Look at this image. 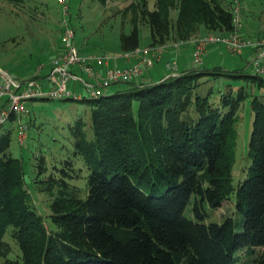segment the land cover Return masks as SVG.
I'll list each match as a JSON object with an SVG mask.
<instances>
[{
  "label": "trees",
  "instance_id": "obj_1",
  "mask_svg": "<svg viewBox=\"0 0 264 264\" xmlns=\"http://www.w3.org/2000/svg\"><path fill=\"white\" fill-rule=\"evenodd\" d=\"M233 10L232 0H156L154 9L145 1L139 12L151 45L160 46L188 41L202 28L231 33ZM140 40L135 25L121 35V49L134 51ZM237 72L196 63L175 76L64 99L89 104L93 134L82 116L70 124L73 152L49 176V189L58 194L47 217L32 201L22 158L10 151L12 123L0 126L4 264H264V103L253 100L250 162L235 183L238 110L245 93L209 85L227 76L250 77L264 86L254 71ZM72 158L82 160L86 180H72ZM228 200L234 216L208 221V211ZM189 204L192 218L186 215Z\"/></svg>",
  "mask_w": 264,
  "mask_h": 264
},
{
  "label": "rangeland",
  "instance_id": "obj_2",
  "mask_svg": "<svg viewBox=\"0 0 264 264\" xmlns=\"http://www.w3.org/2000/svg\"><path fill=\"white\" fill-rule=\"evenodd\" d=\"M145 1L149 9L155 8L156 0H67L68 21L75 29V44L81 54L103 57L108 60L109 65L113 58L119 60V65L131 64L133 60L140 57L141 53L132 57L121 51V35L130 33L137 25L140 29L141 49L164 46L161 52L164 55L167 51L191 47L190 65L194 68L196 65L193 58L196 48L194 43L188 42L179 46L178 43L181 41H172L160 46L151 45L150 28L141 20L139 12ZM64 6L60 0H21V2L0 0V68L16 79L25 80L36 71L39 64L49 63L61 49ZM240 10L245 36L264 37V0H240ZM170 18L173 22L176 20V9H171ZM198 32L188 40L198 41L203 38H223L230 35L229 33L208 32L203 28ZM211 49L213 50L209 53L210 55L205 58V54ZM254 56L252 49L232 52L220 43H212L206 45L203 60L198 66L201 68L221 66L223 70H238L237 73L250 75L253 73V68L248 64ZM158 63L155 67L153 66V69L143 67V72L137 82L150 81L153 73L156 74L155 78L165 77L166 72L158 76L155 70L157 66H161ZM178 64L176 58L167 63V68L170 67V72H172L170 76L179 74ZM46 70H49V65L45 67L44 71ZM147 76L152 77L148 79ZM126 83L113 85L110 91L124 89L127 86ZM209 85L215 91L218 89L237 91L242 88L245 93V99L238 110L234 165V181L237 183L244 165L250 162L247 157V148L255 116L253 100L257 98L264 103V86L259 85L258 80L250 77L227 76H221L217 81L211 80ZM209 85H203L202 88ZM72 86L74 82L71 83ZM80 88L81 86L77 87V89ZM27 107L30 109L28 137L25 144L21 145L18 133L13 130L10 151L14 156L22 158L26 186L31 193L32 201L40 213L47 217L49 206L58 194L57 189H49L47 184L51 178L49 176L53 174L55 166L62 169L64 161L69 156L71 157L73 152V145L69 138L71 136L70 124L82 116L88 126L90 125L88 129L92 135L91 109L88 103L54 99L28 101ZM11 123L5 124V127L8 128ZM72 160L77 170L72 180L77 182L86 180L87 171L82 160L74 158ZM41 164H44L42 171ZM208 212V221L221 223L226 217L234 216L235 205L233 201L228 200L219 209ZM186 215L194 217L192 204L188 205ZM8 241L12 243L15 248L14 252H16L17 248L13 240L8 238ZM0 264H4V258H0Z\"/></svg>",
  "mask_w": 264,
  "mask_h": 264
},
{
  "label": "built area",
  "instance_id": "obj_3",
  "mask_svg": "<svg viewBox=\"0 0 264 264\" xmlns=\"http://www.w3.org/2000/svg\"><path fill=\"white\" fill-rule=\"evenodd\" d=\"M234 3L233 24L235 30L229 36L223 38H203L182 41L178 45L194 43V62H202L206 45L220 43L227 50L242 52L244 49H252L254 58L250 60L249 66L253 71L264 77V37H247L243 29L241 19L240 0H232ZM65 9L64 27L62 31L61 49L49 63H41L34 72L35 76H41L47 65L49 70L44 77L47 85L39 82L36 78L19 80L9 72L0 68V126L11 121L13 128L18 133L21 145L25 144L28 137L30 109L27 102L38 99L64 100L67 98L80 99L82 97H97L106 94L110 88L117 83L137 80L141 76L143 67L151 68L155 60L162 56L165 48L140 47L134 51L126 52L127 55H137L139 58L131 64L110 66L108 60L103 57L81 54L75 44L76 32L68 21L67 0H60ZM74 86L71 87V83ZM49 84V85H48ZM81 86L80 89H77Z\"/></svg>",
  "mask_w": 264,
  "mask_h": 264
},
{
  "label": "crops",
  "instance_id": "obj_4",
  "mask_svg": "<svg viewBox=\"0 0 264 264\" xmlns=\"http://www.w3.org/2000/svg\"><path fill=\"white\" fill-rule=\"evenodd\" d=\"M191 50H192V48L191 47H181L180 49H178V50H172V51H167L163 56H162V58H161V60L160 61H158L159 63H160V65L162 66H160V67H156V69L155 70H157V74H158V76H160V75H162L163 74V72L165 73V75H169V74H171L172 72H170V69L169 68H167V63L170 61V60H172L173 58H176L177 59V61H178V72H182V71H184V70H188V69H190L191 68V65H190V60H191ZM213 49H211L209 52H207L206 54H205V58H206V56L207 55H210L209 53H211V51H212ZM121 51H123L122 49H121ZM124 52V51H123ZM213 52H215V51H213ZM212 52V53H213ZM210 57V56H209ZM158 62H156V63H158ZM158 63V64H159ZM120 64V62H119V60L117 59V58H113L112 60H110V66H115V65H119ZM47 72H48V70H46V72L43 70L42 71V75L41 76H39V78H38V80H39V82H43V81H45L44 82V84L45 85H47V80H45V78L43 79V78H41V77H44V76H46V74H47ZM170 72V73H169ZM154 75H153V78L155 79V80H158V79H160V77L159 78H155L156 77V74L155 73H153ZM148 77V79H149V77H152V76H147ZM30 78H34V73L29 77V78H27V79H30Z\"/></svg>",
  "mask_w": 264,
  "mask_h": 264
}]
</instances>
